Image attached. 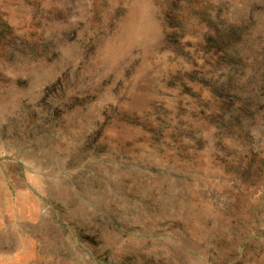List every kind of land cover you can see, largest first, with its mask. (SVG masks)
<instances>
[{
  "label": "rangeland",
  "instance_id": "obj_1",
  "mask_svg": "<svg viewBox=\"0 0 264 264\" xmlns=\"http://www.w3.org/2000/svg\"><path fill=\"white\" fill-rule=\"evenodd\" d=\"M0 264H264V0H0Z\"/></svg>",
  "mask_w": 264,
  "mask_h": 264
}]
</instances>
